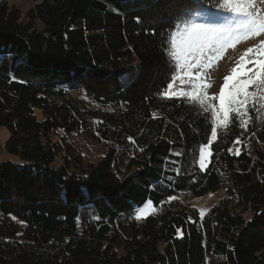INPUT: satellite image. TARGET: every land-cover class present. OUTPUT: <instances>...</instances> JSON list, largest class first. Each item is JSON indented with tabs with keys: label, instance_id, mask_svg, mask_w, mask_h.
Listing matches in <instances>:
<instances>
[{
	"label": "trees",
	"instance_id": "16d2710c",
	"mask_svg": "<svg viewBox=\"0 0 264 264\" xmlns=\"http://www.w3.org/2000/svg\"><path fill=\"white\" fill-rule=\"evenodd\" d=\"M31 1L24 24L0 0V127L21 159L0 164V264H264V118L221 130L202 172L210 112L157 95L169 34L215 0ZM73 134L105 144L81 173ZM221 188L203 217L186 202Z\"/></svg>",
	"mask_w": 264,
	"mask_h": 264
},
{
	"label": "snow or ice",
	"instance_id": "6c2138e0",
	"mask_svg": "<svg viewBox=\"0 0 264 264\" xmlns=\"http://www.w3.org/2000/svg\"><path fill=\"white\" fill-rule=\"evenodd\" d=\"M259 5L264 6V0H259ZM215 7L225 15L207 23L177 22V31L169 34L165 50L172 67L170 80L157 93L165 100L187 101L201 115L210 112L211 138L207 144L199 146L198 162L202 172L211 156L208 148L221 130L229 133L230 128L238 124L243 134L249 131L253 111L257 119L264 118L261 116L264 112V8L258 6L257 0H215ZM196 15H200L198 10ZM249 40L254 42L239 56L230 74L223 77L219 92L209 95L207 89L211 83L207 70L222 58L226 49H235L240 42ZM177 80L190 88H175ZM205 119L209 117L205 115ZM233 142L240 143V136ZM235 154L239 155V149ZM200 215L203 217L205 213ZM144 216L142 208L135 218L139 220Z\"/></svg>",
	"mask_w": 264,
	"mask_h": 264
},
{
	"label": "rangeland",
	"instance_id": "374dc122",
	"mask_svg": "<svg viewBox=\"0 0 264 264\" xmlns=\"http://www.w3.org/2000/svg\"><path fill=\"white\" fill-rule=\"evenodd\" d=\"M7 5L11 8H14L21 16V21L24 24L28 23V13L31 9H33L36 2L31 0H5ZM257 4L259 7L264 8V6L259 5V0H257ZM215 9L207 14L200 13V15H194L191 20L197 23H207L211 19L221 18L225 14L219 12V10L215 7V2L212 4ZM38 29H40V25H37ZM177 31V29L175 30ZM254 41H242L240 42L235 49L228 48L221 55L222 58L218 61L214 62V65L211 69H208V78L211 83V87L207 89L209 95L217 94L221 85L223 84V77L230 74V69L236 65V61L239 56L249 47ZM175 88H190V85H181L180 81L177 80L174 84ZM251 90V89H250ZM212 103H217L216 101H212ZM38 113V111H36ZM9 131L6 127H0V164L6 161L19 164L21 163V159L18 155L10 154L6 151L5 145L9 139ZM211 138V137H210ZM56 141V140H54ZM65 141L68 143L70 147V154H67V161L70 163L72 171L75 173H81L82 169H85L88 165L97 164L101 158L103 157V153L105 151V144L100 143L96 144L92 139L85 137L82 134H73L65 137ZM244 147L247 151H249L248 142L244 144ZM208 151L211 152L210 146ZM210 159V157H209ZM199 161V158H198ZM209 164V162H208ZM199 166V162H198ZM232 179L235 182H239L240 178L237 174H232ZM211 194V195H210ZM225 197V189L221 188L220 190L209 193L201 198H194L186 200L187 204H189L193 209L196 210L197 215L201 217L200 213H206L213 206H215L221 199ZM147 205V207H146ZM145 209V216L152 212L153 208L151 203L147 201L140 209ZM144 216V217H145ZM144 217L137 221H141Z\"/></svg>",
	"mask_w": 264,
	"mask_h": 264
}]
</instances>
